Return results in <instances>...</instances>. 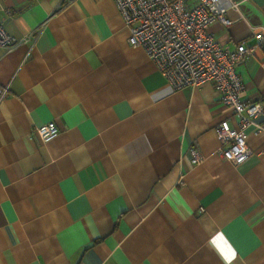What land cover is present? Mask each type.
Segmentation results:
<instances>
[{
    "label": "crops",
    "instance_id": "1",
    "mask_svg": "<svg viewBox=\"0 0 264 264\" xmlns=\"http://www.w3.org/2000/svg\"><path fill=\"white\" fill-rule=\"evenodd\" d=\"M226 17L214 39L250 47L264 0ZM0 24V264H264V129L223 160L213 126L238 118L210 85L172 90L113 0H0ZM263 61L235 65L244 102H264Z\"/></svg>",
    "mask_w": 264,
    "mask_h": 264
},
{
    "label": "built area",
    "instance_id": "2",
    "mask_svg": "<svg viewBox=\"0 0 264 264\" xmlns=\"http://www.w3.org/2000/svg\"><path fill=\"white\" fill-rule=\"evenodd\" d=\"M246 1L113 0L128 30L129 45L145 52L172 90L210 85L222 106L238 118L236 125L231 126L224 119L212 129L218 141V155L234 167L252 154L247 143L248 130L258 134L264 129V102L242 100L245 85L235 71V65L255 50L264 51V25L250 26L255 41L252 46L240 41L234 49L219 44L209 32V26L213 23L230 26L232 21L226 17L227 11L238 10ZM13 41L0 24V46L10 47ZM7 92L6 86H0V101ZM34 131L43 143L59 133L54 122L36 126ZM189 153L191 164L201 162L197 148H191Z\"/></svg>",
    "mask_w": 264,
    "mask_h": 264
},
{
    "label": "snow or ice",
    "instance_id": "3",
    "mask_svg": "<svg viewBox=\"0 0 264 264\" xmlns=\"http://www.w3.org/2000/svg\"><path fill=\"white\" fill-rule=\"evenodd\" d=\"M217 240H221V238H217ZM213 243H217V241H214ZM228 251L230 252V249H228Z\"/></svg>",
    "mask_w": 264,
    "mask_h": 264
}]
</instances>
